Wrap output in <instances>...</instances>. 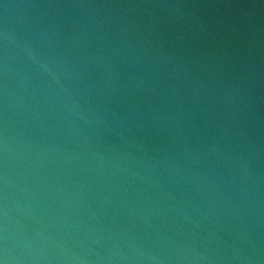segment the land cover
Listing matches in <instances>:
<instances>
[{"label":"water","instance_id":"obj_1","mask_svg":"<svg viewBox=\"0 0 264 264\" xmlns=\"http://www.w3.org/2000/svg\"><path fill=\"white\" fill-rule=\"evenodd\" d=\"M0 264H264V0H0Z\"/></svg>","mask_w":264,"mask_h":264}]
</instances>
